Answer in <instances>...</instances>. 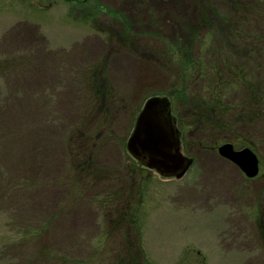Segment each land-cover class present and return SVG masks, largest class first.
Here are the masks:
<instances>
[{"label": "rangeland", "instance_id": "rangeland-1", "mask_svg": "<svg viewBox=\"0 0 264 264\" xmlns=\"http://www.w3.org/2000/svg\"><path fill=\"white\" fill-rule=\"evenodd\" d=\"M231 1L243 11L240 0H0V60L16 55L24 64L0 75V99L9 101L0 108V121L12 123L0 127V195L14 193L6 187L17 172L29 176L27 182L39 178V187L12 197L17 203L0 199V264H59L54 255L67 264H107L119 247L138 240L145 264H264L263 126L240 132L254 142L259 163L253 178L218 154L222 141L199 149L189 136H198L189 113H178L181 106L171 93V100L165 97L170 113L177 108L171 116L182 155L192 159L187 172L178 179L144 166L131 172L138 167L125 149L134 125L129 110L140 109L144 95L175 81V62L190 68L173 47L189 30H198L193 58L210 55L202 41L211 42L209 30L236 12ZM52 61L77 67L67 89L51 74ZM95 76L112 90L117 106H95ZM202 82L196 87L200 95L207 91ZM11 87L22 90L20 100L13 99ZM44 91L57 113L77 119L76 126L83 123L90 138L98 136V125H108L97 144V170H84L77 181L74 171L63 174L62 167L57 175L38 158L42 142L32 129L41 120L32 121L53 113L48 102H39ZM178 117L186 121L183 141ZM51 172L59 176L52 184L46 179ZM129 182L138 186L134 192Z\"/></svg>", "mask_w": 264, "mask_h": 264}, {"label": "trees", "instance_id": "trees-1", "mask_svg": "<svg viewBox=\"0 0 264 264\" xmlns=\"http://www.w3.org/2000/svg\"><path fill=\"white\" fill-rule=\"evenodd\" d=\"M240 1L241 3L239 4L243 7V11L240 7H234V3L231 1V5L236 12L233 11V14H230L229 17L224 16L219 18V27L218 25L216 27L218 31H214V28L209 30V33L212 34L211 42L206 43L202 41V46L206 47L210 55L202 56V60L201 57L200 59L199 57L193 58L194 55L191 48L194 47L193 40L198 35V30H189L187 39L180 41L178 46L173 45V48L178 49L179 55L189 62L190 68L183 69L181 65L175 62L178 66H176L177 69L174 75L175 81L164 87L162 92L153 91L142 98V100H145L151 95L162 94L168 96L171 100L168 94H174L177 104L181 106L178 113L182 109L183 113L185 111L189 114L192 113L191 116L186 114L189 117L191 125L195 127L194 131H197L198 136L196 137L195 135L197 134H190V132L189 136L197 139L196 143L200 146H198L199 149L202 147H204L203 149H207V147L214 149L219 141L223 143L226 141L231 142L235 148L246 146L253 148L254 142L243 137L241 138L240 132L245 130L246 127H250V129L257 126L264 127V0H245L246 3L243 0ZM238 14L240 15L238 16ZM44 54L46 59H48L50 55H47V51ZM15 56L14 59L10 58L11 60H0V75L9 74L12 71L15 72L24 68V64L19 59H16ZM48 63L50 62L48 61ZM211 63L212 66H209ZM27 64L31 65L29 61ZM51 68H53L51 74L56 75V83L64 89L70 87L71 81L76 79L74 76H76L78 69L71 62L59 63L57 65L56 61H52ZM200 79L203 81L202 90H207L202 95H200L201 88L196 89ZM93 81H95V88L91 91V94L95 106L101 109L109 105L114 107L119 104L106 83L99 82L98 78L96 80V76ZM54 85L52 83L49 88L45 86V91L50 93V90L54 89ZM10 90L14 94L13 99L20 100L17 96L20 93L22 94V90L16 87H11ZM196 90H199L198 95L194 93ZM45 91L42 93L39 102L43 105L48 102V108H52L53 113L32 121L34 123L37 120H41L42 124L37 123V127L32 129V133H34L32 137L34 139L35 137H39L42 142L39 152L37 151L39 153L38 158L41 159L42 163L45 161L47 166H52L56 170L57 175L60 173L59 170L62 167L63 174L74 171V179L77 181L86 176L83 174L84 170H97L98 167L95 165L98 158L97 144L101 140L103 141L105 136L102 138L100 134L104 130L103 128L108 125H98L96 128V131H99L98 136L95 139L93 136L90 138L85 134L83 123L76 126L77 119L65 118L66 116H61L57 113L58 109L52 106L51 101L47 100L49 99L48 97H45ZM13 99L10 98V100ZM6 104H9L8 99H0V108ZM137 109L139 110V108L133 111L129 110L132 112L129 117L135 119L138 112ZM172 109L171 113L175 114L177 108ZM176 119L182 134L181 140L183 141V127L186 121L179 119V117ZM11 124L10 121H0V127ZM232 126L236 134L233 132ZM227 135L234 136L230 139L226 138ZM58 143H62L63 148L56 147ZM62 156L63 161L61 159ZM134 163L138 168L135 167L131 172H136L139 168H142L140 163L136 161ZM38 166V170L40 171V162ZM23 171L34 172L33 169ZM57 175L51 172L46 179L52 184L59 177ZM13 179L14 182L11 186L7 185L6 188L10 189L9 187H11L14 193L11 196L0 195V199L6 198L8 203H17L19 201L16 200L18 199L17 196L22 194L20 191H32L34 190L33 188L39 187L37 182L39 178L37 177L31 178L30 182H27L29 181V176L17 172V175ZM84 186L90 187L87 184ZM137 187L134 182H129V191L134 192ZM39 190L41 191V189ZM13 196L16 199H12ZM31 202L30 206H34L33 200ZM129 212L131 211L129 210ZM135 238L137 239L138 237L135 236ZM54 256L60 259L59 264H67L65 259L57 255ZM107 264H145L140 240L130 242L125 250L123 247H119V250L114 252L112 261Z\"/></svg>", "mask_w": 264, "mask_h": 264}, {"label": "water", "instance_id": "water-1", "mask_svg": "<svg viewBox=\"0 0 264 264\" xmlns=\"http://www.w3.org/2000/svg\"><path fill=\"white\" fill-rule=\"evenodd\" d=\"M126 149L137 159H142L147 168L161 175L181 178L192 163L191 158L180 153L178 130L174 127L166 97L151 96L145 100L127 139ZM217 152L236 164L246 177L257 174L258 159L250 148L234 149L232 144L224 143Z\"/></svg>", "mask_w": 264, "mask_h": 264}]
</instances>
